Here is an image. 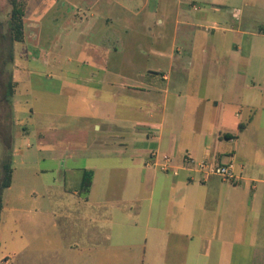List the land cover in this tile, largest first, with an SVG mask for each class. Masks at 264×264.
<instances>
[{"label":"crops","instance_id":"1","mask_svg":"<svg viewBox=\"0 0 264 264\" xmlns=\"http://www.w3.org/2000/svg\"><path fill=\"white\" fill-rule=\"evenodd\" d=\"M119 5L138 16L148 0L137 12ZM181 5L172 52L141 42L136 58L120 57L131 44L102 38L100 56L79 59L82 74L61 76L76 91L65 93L64 114L89 121L79 133L93 132L99 151L91 165L66 166L73 185L45 188L53 232L41 237L52 255L41 264H264V22ZM13 80L26 81L19 62ZM153 152L174 166L211 155L239 178L175 176L147 165Z\"/></svg>","mask_w":264,"mask_h":264},{"label":"rangeland","instance_id":"2","mask_svg":"<svg viewBox=\"0 0 264 264\" xmlns=\"http://www.w3.org/2000/svg\"><path fill=\"white\" fill-rule=\"evenodd\" d=\"M21 1L26 3L25 38L22 43H13L9 38L11 0H0V185L4 163L11 159L13 168L12 184L2 194L0 264H41L45 254L52 255V247L45 246L41 237L53 232L52 221L41 214L46 208L45 188L73 185L77 179L65 174L66 166L91 165L99 151L93 132L79 133L89 121L64 114L65 93L75 96L76 91L63 90L61 76L82 74L79 59L100 56L102 38L131 44L127 54H115L120 57L136 58L134 46L141 42L156 43L163 51L172 52L177 44L175 17L178 9L185 8L181 5L185 0H173L171 4L163 0L162 5L161 0H148L145 11L133 16L123 11L119 0H99L97 4V0ZM194 1L199 8L217 10V5H223L264 22V0ZM120 3L134 12L143 7V0ZM148 11L152 12L151 17ZM163 15L165 23L161 26L156 19ZM108 19L110 28L106 27ZM98 24L101 28L96 31ZM17 62L24 68L26 81L15 87V95L9 101L7 86ZM153 63L158 66L157 60L153 59ZM74 79L68 82L74 83ZM76 111L73 106V113ZM67 134L75 135L66 138ZM96 181L100 183V178ZM35 239L36 245L33 243L28 249V243Z\"/></svg>","mask_w":264,"mask_h":264},{"label":"built area","instance_id":"3","mask_svg":"<svg viewBox=\"0 0 264 264\" xmlns=\"http://www.w3.org/2000/svg\"><path fill=\"white\" fill-rule=\"evenodd\" d=\"M233 14L236 15V19H239V10L233 11ZM147 165L158 168L166 173L172 171L175 176L179 175L181 170L191 173L196 172L199 174V181L201 182L214 176L218 177L225 183H235L239 178L235 175L232 165L221 164L211 155H208L201 160L185 156L180 166H174L173 160L169 155L153 152L147 161Z\"/></svg>","mask_w":264,"mask_h":264},{"label":"trees","instance_id":"4","mask_svg":"<svg viewBox=\"0 0 264 264\" xmlns=\"http://www.w3.org/2000/svg\"><path fill=\"white\" fill-rule=\"evenodd\" d=\"M12 4V11H11V17H10V27H9V38L10 40L15 43H22L25 38L24 33V14H25V7L26 3L25 1L21 0H11ZM11 59L13 58L12 53H10ZM17 86V83L14 82L13 77L10 78L7 86V98L9 101L13 98L15 95V87ZM4 169V175L3 180L0 185V213L3 209L2 204V194L3 191L7 188H9L12 184V176H13V168L11 159L4 163L3 166ZM92 184V174L91 172L85 171L84 172V179H83V185L86 187H89Z\"/></svg>","mask_w":264,"mask_h":264}]
</instances>
